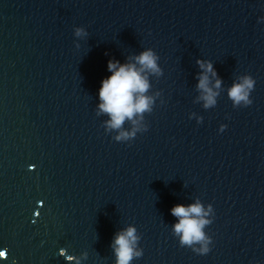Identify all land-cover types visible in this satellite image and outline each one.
Listing matches in <instances>:
<instances>
[{"label":"water","instance_id":"water-1","mask_svg":"<svg viewBox=\"0 0 264 264\" xmlns=\"http://www.w3.org/2000/svg\"><path fill=\"white\" fill-rule=\"evenodd\" d=\"M148 49L149 109L110 128L108 63ZM130 226L129 264H264V0H0V264H117Z\"/></svg>","mask_w":264,"mask_h":264},{"label":"clouds","instance_id":"clouds-1","mask_svg":"<svg viewBox=\"0 0 264 264\" xmlns=\"http://www.w3.org/2000/svg\"><path fill=\"white\" fill-rule=\"evenodd\" d=\"M137 60L143 68L137 69L134 64H123L118 67L119 61L115 60H110L108 63L112 75L102 83L99 92L102 103L99 107L103 112L110 114V128L119 129L126 118L132 119L136 113H143L149 109L151 98L144 95L149 84L146 77L141 73L144 68L151 69L153 72L159 71L157 57L151 49H148L143 51ZM200 63L201 67H205L202 61ZM207 72H213L211 63L206 66ZM206 73L202 75L198 87L206 93L204 99L206 106H208L215 103L217 94L209 87V77ZM220 83L221 81L217 80L215 86L218 88ZM253 86V79L245 77L242 82L235 83L231 87L229 96L236 104L241 101L251 104L253 101L249 100V92ZM133 123H135L134 120ZM129 135L128 132H121L116 138L119 140L127 138ZM131 135H135V132ZM172 214L179 217V222L175 224L174 230L176 234H182L180 236L182 245H192L205 241L206 237L202 229L209 221L203 219L204 209L199 203L187 207L183 204H177L172 208ZM135 231V228L130 226L126 231H122L116 236L114 246L117 264H129L134 255H141L140 252H134L133 245L137 240ZM199 251L207 253L210 250L205 244Z\"/></svg>","mask_w":264,"mask_h":264}]
</instances>
